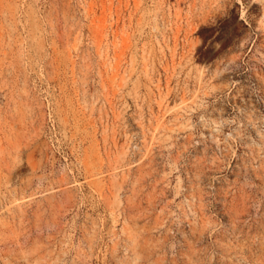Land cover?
Wrapping results in <instances>:
<instances>
[{"label":"rangeland","instance_id":"1","mask_svg":"<svg viewBox=\"0 0 264 264\" xmlns=\"http://www.w3.org/2000/svg\"><path fill=\"white\" fill-rule=\"evenodd\" d=\"M0 264H264V0H0Z\"/></svg>","mask_w":264,"mask_h":264}]
</instances>
